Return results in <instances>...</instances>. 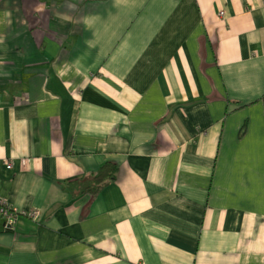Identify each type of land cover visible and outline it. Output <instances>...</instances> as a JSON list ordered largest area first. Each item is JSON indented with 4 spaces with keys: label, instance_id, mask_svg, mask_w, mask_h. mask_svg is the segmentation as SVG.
Listing matches in <instances>:
<instances>
[{
    "label": "crops",
    "instance_id": "obj_1",
    "mask_svg": "<svg viewBox=\"0 0 264 264\" xmlns=\"http://www.w3.org/2000/svg\"><path fill=\"white\" fill-rule=\"evenodd\" d=\"M263 98L264 0H0V264H264Z\"/></svg>",
    "mask_w": 264,
    "mask_h": 264
},
{
    "label": "trees",
    "instance_id": "obj_2",
    "mask_svg": "<svg viewBox=\"0 0 264 264\" xmlns=\"http://www.w3.org/2000/svg\"><path fill=\"white\" fill-rule=\"evenodd\" d=\"M117 173L118 166L107 162L88 181L80 183L81 189L84 193L95 195L115 181Z\"/></svg>",
    "mask_w": 264,
    "mask_h": 264
},
{
    "label": "built area",
    "instance_id": "obj_3",
    "mask_svg": "<svg viewBox=\"0 0 264 264\" xmlns=\"http://www.w3.org/2000/svg\"><path fill=\"white\" fill-rule=\"evenodd\" d=\"M219 17L220 18H226L227 17V12L225 9L219 11ZM263 106H264V99H263ZM18 213V210L10 208L5 201L0 199V215H3L7 219H13L15 214ZM31 217H36V212L31 213Z\"/></svg>",
    "mask_w": 264,
    "mask_h": 264
},
{
    "label": "water",
    "instance_id": "obj_4",
    "mask_svg": "<svg viewBox=\"0 0 264 264\" xmlns=\"http://www.w3.org/2000/svg\"><path fill=\"white\" fill-rule=\"evenodd\" d=\"M5 225H6V224H5ZM5 225H4V226H5ZM4 226H1V227H0V229H3V228H4ZM9 227H10V226H9Z\"/></svg>",
    "mask_w": 264,
    "mask_h": 264
}]
</instances>
